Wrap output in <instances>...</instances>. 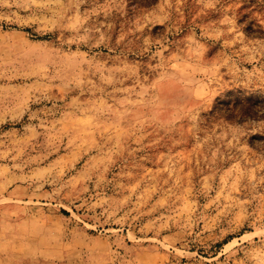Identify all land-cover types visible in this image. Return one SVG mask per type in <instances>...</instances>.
Returning a JSON list of instances; mask_svg holds the SVG:
<instances>
[{
  "label": "rangeland",
  "instance_id": "374dc122",
  "mask_svg": "<svg viewBox=\"0 0 264 264\" xmlns=\"http://www.w3.org/2000/svg\"><path fill=\"white\" fill-rule=\"evenodd\" d=\"M0 264H264V0H0Z\"/></svg>",
  "mask_w": 264,
  "mask_h": 264
},
{
  "label": "trees",
  "instance_id": "16d2710c",
  "mask_svg": "<svg viewBox=\"0 0 264 264\" xmlns=\"http://www.w3.org/2000/svg\"><path fill=\"white\" fill-rule=\"evenodd\" d=\"M148 1L150 2V1H153V0H148Z\"/></svg>",
  "mask_w": 264,
  "mask_h": 264
}]
</instances>
